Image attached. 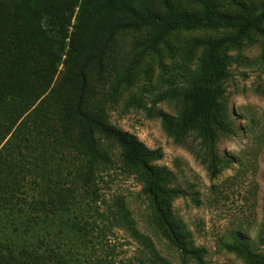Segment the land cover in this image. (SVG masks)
Listing matches in <instances>:
<instances>
[{
    "label": "trees",
    "instance_id": "16d2710c",
    "mask_svg": "<svg viewBox=\"0 0 264 264\" xmlns=\"http://www.w3.org/2000/svg\"><path fill=\"white\" fill-rule=\"evenodd\" d=\"M77 6L75 17L92 26V31L81 44L79 55L84 54L65 67L64 74L43 97L44 111L39 104L29 109L42 93L37 80L55 69L52 53L43 52L39 45L61 29L52 21L56 13L48 10L43 0H26L12 9L22 19L36 21L26 32L32 45L26 59L18 57L13 33L0 30V264H116L109 254L92 255L95 246L90 238L81 236L82 249L75 248L77 239L68 234L79 228L85 230L87 225L97 230V239L112 227L122 228L158 259L151 240L136 228L123 197L104 202L105 209L100 210L93 191V203L87 204L93 220L77 223L67 217L72 202L64 203L53 194L36 195L38 173L50 164L64 170L68 177L80 174L84 182L95 185L96 177L115 164L107 148L109 143L119 149L123 171L139 182L150 224L157 234L182 257L203 264L205 248L193 244L190 232L173 212V200L185 191L173 184V172L157 163L161 150L146 146L135 134L108 120L107 107L118 102L121 83L130 82L128 75L114 78L107 105L105 100L91 97L92 69L102 76L104 59L119 33L141 34L135 46L143 55L157 53L160 45L177 33L223 31L216 37L186 42V56L197 51L193 67L179 72V85H173L174 74L167 88L128 93L122 104L123 111L143 109L146 116L159 118L162 130L176 144H185L189 136L198 140L200 161L215 177L229 163L218 155L217 142L235 133L222 85L229 76L227 52L252 44L256 36L260 43L257 60L264 66V0H78ZM66 12L72 15L73 11L67 8ZM40 19L51 24L44 26ZM148 93L152 95L150 105L144 102ZM161 101L173 102L176 111L158 110L156 104ZM33 172L37 173L31 177ZM47 180L54 183L50 177ZM64 187L68 194L77 191L74 186ZM222 247L243 264H264V254L241 235ZM134 260L137 264L149 262L144 253Z\"/></svg>",
    "mask_w": 264,
    "mask_h": 264
},
{
    "label": "rangeland",
    "instance_id": "374dc122",
    "mask_svg": "<svg viewBox=\"0 0 264 264\" xmlns=\"http://www.w3.org/2000/svg\"><path fill=\"white\" fill-rule=\"evenodd\" d=\"M25 1L0 0V30L13 33L19 50L18 57L24 59L32 47L26 32L36 21L31 17L22 19L16 11H11ZM43 1L48 10L56 13L52 21L55 27L61 29L57 35L39 45L43 52L52 53L55 63V69L48 76H41L37 80L38 91L42 93L29 109L39 104L42 111L43 97L64 74L65 67L84 54L79 55L81 44L92 31V26L79 22L75 17L78 0ZM67 8L73 11L72 15L66 12ZM61 16L62 20L59 21ZM39 22L44 26L51 24H45L43 19ZM223 33L208 30L177 33L166 44L160 45L157 53L144 52L143 55L138 53L140 48L135 46L141 34L133 31L119 33L104 59L102 76L92 69L90 83L92 99L105 100L108 105L112 81L115 77L128 75L130 82L126 85L121 83L118 102L112 105L114 107H107L108 120L116 127L135 134L146 146L161 150L162 157L157 163L166 165L173 172V184L185 191L183 196L173 200V212L181 219L185 230L190 232L193 244L205 248L203 264H243L240 258L222 247L236 235H241L256 251L264 254V66L257 60L259 39L255 36L252 44L227 52L230 57L229 76L222 85L235 133L217 142L218 155L229 163L215 177L209 175L205 164L200 161L198 140L189 136L185 144H176L162 130L159 118L146 116L143 109L129 108L123 111L122 104L128 93L137 94L143 89L155 92L167 88L174 74L177 77L173 85H179V72L193 67L197 51L194 49L186 56V42L191 38H210ZM42 56L47 55L42 53ZM151 96V93L144 96L147 105H150ZM156 108L166 113L176 111L171 101H161ZM107 148L115 164L96 177L95 185L84 182L80 174L73 173L68 177L64 170L50 164L38 173L39 193L36 192V195L46 197L53 194L64 203L72 202L67 217L77 223H83L84 219L93 220L90 217L93 213L87 205L93 203V191L97 196L95 205L100 210L105 209L104 202L112 203L116 197H123L136 228L151 240L158 259L146 253L138 241L119 227L106 230L98 239L94 227L87 225L85 230L75 229L70 232L71 235L68 234L71 239L78 240L75 241V248L81 250L82 238L86 237L95 246L92 255L109 254L116 264H137L134 256L141 253L149 258L148 264H197L190 257H182L157 234L150 224L149 209L140 194L139 182L120 167L119 149L111 143ZM37 172L31 173V177ZM49 177L53 184L47 180ZM83 184L86 185L85 189L82 188ZM65 185L74 186L77 191L68 194L64 190ZM59 228L62 229V226Z\"/></svg>",
    "mask_w": 264,
    "mask_h": 264
}]
</instances>
